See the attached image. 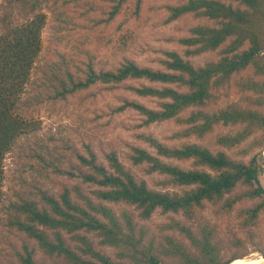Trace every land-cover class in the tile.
Here are the masks:
<instances>
[{
    "label": "trees",
    "instance_id": "1",
    "mask_svg": "<svg viewBox=\"0 0 264 264\" xmlns=\"http://www.w3.org/2000/svg\"><path fill=\"white\" fill-rule=\"evenodd\" d=\"M8 1L13 7L21 6L32 17L21 24L0 28V185L4 178L5 155L32 126L29 110L51 99H64L98 83L119 85L128 80L144 81L146 83L131 89L141 97L157 100L159 108L149 109L127 102L120 109H136L146 117L145 124L150 125L179 120L185 110L204 107L213 97V88H221L235 74L249 67H253L256 77H264V0H188L169 7L167 21L192 15L213 22L193 27L191 36L180 39L179 43L187 48L188 56L216 51L226 44L219 60L195 66L179 53L168 52L167 59L162 62L163 69L141 67L127 60L115 70L96 72L90 67L84 75L77 76L51 67L56 70L53 79L39 84V92L31 91L28 96L26 87L42 50L41 33L46 17L39 10L45 0ZM112 2L107 22L119 16L127 4H133L134 16L140 13L142 0ZM241 86L244 92H252L253 106H264L263 82L250 78ZM49 88L53 90L51 95L45 92ZM183 122L190 126L182 133L185 136H204L218 124L243 125L242 130L217 139L218 145L233 148L264 131V111L229 105L213 114L194 111ZM145 140L156 149V154L134 148L132 163L149 164V173L165 175L172 185L187 190L173 194L151 190L146 182L136 180L115 153L107 155L108 167L97 164L95 156L91 159L80 156L81 164L89 169L81 174L83 184L96 187L93 191L95 199L86 195L80 185L73 188L77 200L69 188H65L59 197L43 193L46 208L27 200L12 204L10 226L36 241L48 255L62 256L70 264H164L153 243L145 242V233L137 232L132 215L126 210L119 215L105 203L134 205L141 210L142 219H150L157 210H162L164 213H183L189 221H194L204 202L221 203V210L229 212L244 199L260 200L259 204L244 211L243 223L246 227L258 225L260 214L264 212V187L259 180L261 152L244 163L233 160L224 152L213 153L195 144L170 148L150 137ZM263 145L262 140L260 147ZM161 158L192 160L193 167L185 169L165 163ZM239 185L249 186L251 190L222 203ZM172 228L183 232L198 252L188 251L168 237L167 254L179 260L175 264H229L231 261L232 264L243 258L234 255L222 260L220 249L213 242L212 230L203 229L201 234H196L179 222ZM80 232L95 233L100 245L115 249L116 259L95 249L89 238L80 236ZM64 234L73 235L82 244V254L66 245ZM235 235L233 233V238L239 241ZM19 258L20 264H36L28 246L23 247Z\"/></svg>",
    "mask_w": 264,
    "mask_h": 264
},
{
    "label": "rangeland",
    "instance_id": "2",
    "mask_svg": "<svg viewBox=\"0 0 264 264\" xmlns=\"http://www.w3.org/2000/svg\"><path fill=\"white\" fill-rule=\"evenodd\" d=\"M187 1L142 0L139 15L134 16L133 4H127L119 16L107 22L108 12L114 4L112 0H45L39 10L46 17L41 33L42 50L31 71L26 94L29 96L31 91L39 92V84L53 79L56 70L51 67L84 75L83 72L90 67L96 72L110 71L130 60L141 67L163 69L162 62L167 59L168 52L179 53L195 66L219 60L226 44L216 51L188 56L187 48L179 43L180 39L191 36L193 27L213 22L192 15L167 21L170 16L168 8ZM10 7L13 5L8 0H0L1 29L5 25L21 24L32 17L21 6ZM250 78L264 83V77H256L253 67H249L235 74L221 88H213V97L204 107L185 110L179 120L150 125L145 124L146 117L136 109H120L127 102H135L149 109L159 108L157 100L141 97L131 89L146 83L137 80H128L119 85L98 83L64 99H51L30 109L28 116L33 120L31 128L14 142L4 159V178L0 185V264H20L19 254L24 246L33 252L36 264H70L62 256L45 253L36 241L12 228L9 221L14 203L34 201L40 208H46L43 193L59 197L65 188H69L76 198L73 188L80 185L86 195L95 199L93 191L96 187L83 184L81 174L89 169L81 164L80 156L88 159L95 156L97 164L108 167L107 155L115 153L138 182H146L153 191L171 194L182 193L188 188L172 185L167 176L158 172L149 173V164L132 163L134 148L156 154V149L145 140L147 137L170 148L199 145L213 153L224 152L233 160L244 163L250 162L260 152L263 156L264 145L260 147V143L264 141V131L255 133L233 148L217 144L220 136L242 130L243 125L218 124L204 136L182 135L190 127L183 120L194 111L213 114L229 105L264 111V106L251 104L252 92L242 89L241 83ZM45 92L53 94L50 88ZM26 94L23 97H28ZM161 160L185 169L193 167L192 160ZM259 163L262 167L259 180L264 187V156ZM249 190V186L239 185L225 196L222 203ZM259 203L260 200L244 199L231 211L224 212L221 203L204 202L199 217L194 221H189L183 213H164L162 210H157L150 219H142L141 210L134 205L105 204L119 215L122 210L128 211L137 232L145 233V242L153 243L164 264H175L179 260L167 254L170 248L168 237L188 251L198 253L183 232L172 228L175 222L187 226L196 234H201L203 229L212 230V239L220 249L222 260L234 255L243 257L240 260L246 262L250 258L257 260L264 257V212L260 214L258 225H243L244 211ZM233 233L239 241L233 238ZM80 236H87L95 249L116 259L115 249L100 245L95 233L80 232ZM64 240L72 250L81 253L82 244L73 235L64 234Z\"/></svg>",
    "mask_w": 264,
    "mask_h": 264
},
{
    "label": "bare ground",
    "instance_id": "3",
    "mask_svg": "<svg viewBox=\"0 0 264 264\" xmlns=\"http://www.w3.org/2000/svg\"><path fill=\"white\" fill-rule=\"evenodd\" d=\"M232 264H264V257L262 258H258L257 260H252L250 258L249 261H241V260H238V261H235L234 263Z\"/></svg>",
    "mask_w": 264,
    "mask_h": 264
},
{
    "label": "water",
    "instance_id": "4",
    "mask_svg": "<svg viewBox=\"0 0 264 264\" xmlns=\"http://www.w3.org/2000/svg\"><path fill=\"white\" fill-rule=\"evenodd\" d=\"M263 156H264V151H263ZM231 262H232V261H231ZM231 262H230V263H231ZM230 263H229V264H230Z\"/></svg>",
    "mask_w": 264,
    "mask_h": 264
}]
</instances>
